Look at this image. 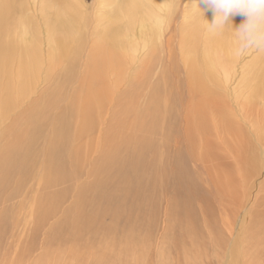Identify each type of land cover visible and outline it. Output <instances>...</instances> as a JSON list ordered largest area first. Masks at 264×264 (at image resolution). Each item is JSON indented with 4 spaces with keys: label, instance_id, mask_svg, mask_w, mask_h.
I'll list each match as a JSON object with an SVG mask.
<instances>
[{
    "label": "rangeland",
    "instance_id": "obj_1",
    "mask_svg": "<svg viewBox=\"0 0 264 264\" xmlns=\"http://www.w3.org/2000/svg\"><path fill=\"white\" fill-rule=\"evenodd\" d=\"M43 1H26L34 31L25 35L27 39L35 37L38 40L42 68L28 94L17 98L16 107L8 109L5 115L10 117L19 111L21 107L17 108V105L21 103V100H27L28 103L36 100L39 110L32 117L37 123L34 128L37 142L43 149L47 143L45 139H48L52 130H57L60 134L68 132L70 136H74V129L66 123L63 124L70 108L67 99L74 95L73 104L79 101L80 104L77 106L83 111L81 115H72L74 125L79 129L77 138L81 146L87 142L96 148V156L100 153L101 157H105L110 150L104 146L105 137L113 133L111 129L117 128L119 130L116 134L121 136L124 144L127 145L126 151H122L124 157L118 165L121 167V164L130 156H141L138 161L142 168L141 179L151 186L150 190L145 191L142 201L146 209L145 214L148 216L134 219L137 223L134 222L126 233L118 235V237L123 235L120 239L123 240L121 241L123 247H126L120 252L119 245L118 251L116 249L112 254L123 258L124 264H254V260L255 264H264V99H258L250 113H248L249 106L246 104L241 112L242 115L245 113L249 115L246 118L240 116L241 114L238 115L239 109L241 110L248 101V90L240 81L242 67L255 59L260 51L250 49L243 55L239 54L240 57L237 53L233 54L236 49L233 46L237 43L235 30L231 23L224 29L230 42L225 49L218 51V56L223 58L224 63L235 59L236 66L231 78L218 75L221 78V86L215 89L214 93L218 94L220 99L216 103L218 95L214 94L211 100L221 109L213 110L211 106L206 105L201 115L195 119L199 121L201 117L206 118L207 124L203 129H198L194 128V125L191 126V123L185 124L184 121L190 99L187 92L189 88H186L188 87L186 85L187 71L183 63L187 64V62L184 56H180L179 50L185 44L186 31L180 32L181 27L187 22L197 21L203 39L213 33L214 29L210 28L208 23H212L214 12L203 3V0H136L139 1L137 2L139 7L134 13L132 10L124 12L123 6L120 5L117 9L119 16H113V14L117 6L124 3L123 0H68V6L62 3L55 5L49 9L48 14L46 13L47 19L40 21L36 17L38 12L34 10V6L36 4L40 10ZM129 2L133 4L134 0H129L125 4ZM64 6L68 9V15H75L78 18L79 15L83 16L81 19L84 24H81L77 35L80 36V40L76 44L74 36H71L60 54L63 56L69 53L68 56L60 61L49 63L47 59L51 57L53 50L49 44L50 32L45 26L51 23L49 26L52 29L56 28L52 15L56 9L65 10ZM144 9L148 10L145 21L142 19L145 14L141 12ZM68 15L67 18H69ZM115 17L123 25L129 26L117 27L120 23L113 20ZM109 18H112V21L106 23L105 21ZM240 24L234 23L233 26ZM108 31L109 34H107ZM98 37L104 38V41L108 37L109 40L119 43L117 49L120 50L117 52L120 64L113 69L118 76V81L114 82L108 78L112 71L108 70L106 65L100 67L95 63L99 55L94 49L95 43H100ZM26 38L18 37L16 43L29 41ZM74 46H77L80 52L71 51ZM197 47L202 48L199 41ZM73 58H76L75 67L70 71L68 66ZM150 59L151 66L148 65ZM95 67L98 68L100 75L98 79L92 76V70ZM64 74L73 78L72 82L66 86L62 82ZM150 78L158 80L156 83L161 85L163 95H171L172 104L169 105L171 110L166 111L167 125L162 120L164 110L154 114L153 121L159 129L152 125L148 117L150 111L148 99L154 92V86L148 88L145 82ZM248 84L251 85V83ZM104 94L111 97V100L96 105L89 104L90 99ZM125 97L129 102L121 101ZM162 99L165 98L162 97ZM117 101L120 102L115 105ZM121 103L126 105V109L121 111L126 123L118 128L113 123V113L119 112L117 108ZM60 110L61 124L59 126L54 115ZM218 111H226L225 117L229 120L226 118L225 123L221 125L225 128L220 127L219 118H216L221 115ZM192 117L189 118V122L193 121ZM230 121L233 126L231 129L227 127ZM184 130L186 132H183ZM206 138H209L210 142L207 143ZM191 141L194 142L191 143ZM117 148L121 149V146ZM83 152V149L80 150V154ZM181 159L185 164L180 167V170L191 174L188 177L191 186H188L189 188H183L179 184L173 185L166 182L164 178V174L170 169L168 161ZM88 171L89 165H83L81 177L77 181L78 185H84L89 179ZM111 171L115 173L118 168L112 166ZM23 179L25 183L20 187L17 177H14L4 190L17 191L20 197L34 201L36 195L42 192L38 187L37 171L35 169L29 171ZM129 187L135 193L136 187L131 184ZM74 194V192L68 194L62 205L63 211L66 208H72ZM129 194L130 191L127 190V195ZM48 207L41 204L36 218L41 222L40 241L44 240L45 235H49L53 222L63 218V211L57 213L58 210L52 207L49 210L52 219L50 223L46 221L43 209ZM106 210L111 216L116 210V205H109ZM135 213L140 214L141 209H135ZM145 218H148L147 221ZM113 221V218L111 221L106 220L108 228L112 226ZM70 228L73 227L70 226ZM12 231L13 229L8 230L5 236L0 238V264H9V260H12V264H17L19 261L22 262L21 264H35L36 260L39 261L38 264H50L52 256L41 253L39 240L32 248L33 252H31L32 249H24L25 251L20 252L21 246L17 243V237L15 240L12 237ZM144 231L149 236L145 235ZM106 233L107 230L102 232L103 240L108 238L105 237ZM236 245L240 246L239 249L235 247ZM108 248L110 252L111 246L109 245ZM234 248H237L236 253ZM241 251L244 254H241ZM25 253L28 254L24 255ZM113 258L111 254H108V261L99 263L111 264ZM118 258L114 260L116 264H121Z\"/></svg>",
    "mask_w": 264,
    "mask_h": 264
},
{
    "label": "bare ground",
    "instance_id": "obj_2",
    "mask_svg": "<svg viewBox=\"0 0 264 264\" xmlns=\"http://www.w3.org/2000/svg\"><path fill=\"white\" fill-rule=\"evenodd\" d=\"M26 1L30 0H0V238L5 236L8 230L13 229L12 237H14V240L15 237H17V243L21 246L20 252L31 250L35 246L37 240H39L41 253L44 252L47 256H52L50 264H101L99 262H105L108 259V254L114 257L111 264H116L114 259L118 257L112 253H114L116 249L118 251L117 247L119 245L120 252L124 251V247H126H123L121 243L123 240L120 238H122L123 235L122 237H118V235L126 233L128 228L135 222L134 219H139L144 215L146 217L148 216L145 214L146 209L143 207L142 201L145 191L150 190L151 186L144 179H141L142 168L138 164L141 156H130L126 162L121 164V167L118 165V162L122 161L124 157L122 151H126L127 145L124 144L122 137L116 134L119 130L117 128L111 129L113 133L105 137L104 146L110 149L105 157H101L100 153L96 156V148L89 145L87 142H84L81 146L77 138L79 129L74 125L72 115H81L83 111L77 106V104H80L79 101H75V104H73L74 95L67 99L70 108L64 118L65 122L63 123H66V125L74 129V136H70L68 132L66 134H60L57 130H52L49 133L48 139H45L47 143L44 145L43 149L37 142L34 129L37 123L32 117L35 116L39 110L36 100L30 103H28L27 100H21V103L17 105V108L21 107L19 111L10 117L5 115L8 109L10 110L16 107L17 98L28 94L30 87L37 79L38 73L42 68L38 40L35 37L27 39L25 36L28 32L34 31L32 18L28 15ZM67 1L68 0H44L40 10L35 4L34 10L38 12L36 17H38L40 21L46 20V13L48 14L49 9L59 3L68 6ZM123 1L124 3L122 2L117 6L113 16H119L117 9L120 5L123 6L124 12L132 10L133 13L139 7L137 3L139 1L134 0L133 4L132 2L125 4V2L129 0ZM141 12L145 14L142 16L143 21H145L147 19L148 10L144 9ZM72 13L74 12L72 11ZM67 15L68 9H56L55 13L52 15L53 17L51 16L54 18L56 28L52 29L51 26H49L51 23L45 26L50 32L49 44L50 48L53 50L51 57L47 59L49 63L60 61L68 56L69 53L63 56H60V54L71 36H74V42L76 44L80 40V36L77 35L79 32L78 30L81 29V24H84L81 19L83 16L81 17L79 15L78 18L73 14L74 16L68 15L69 18H67ZM232 19V24L242 23L245 17L236 15L232 17ZM113 20L120 23V25L117 26L119 28L129 26L123 25L116 17L113 18ZM111 21L112 18H109L105 22L109 23ZM144 23L148 24L146 22ZM183 31H186L184 33L185 44L179 51L180 56H184L187 62V64L185 62L183 63L187 71L186 77L188 83H186V85L188 87L186 88H189L187 92H189L190 99L186 108V116L184 115V121L185 124L187 122V124L191 123V126L194 125V128L203 129L207 124V121L205 122L206 118L204 119L201 117L199 121L195 118L201 115L206 105L208 107L211 106L213 110H215V108L218 110L221 109V107L216 104L220 96L214 93V90L221 86V78H219L218 75L220 74V76L222 75L225 78H231L233 69L236 66V60L232 59L231 62L224 63L222 61L223 58L218 56V51L225 49L230 42L227 38L228 34L226 30H213V33L209 35V37L206 36L203 39L202 33L199 31V24L197 21H193L184 24L180 32ZM109 33L108 31L107 34ZM18 37H22L23 39L26 38L29 41L16 43ZM98 39L100 43H95L94 46L95 52L99 53L95 63L100 67L106 65L108 70L112 71L108 78L114 82L118 81V76L113 72V69L120 64V57L117 52V50H120L117 49L119 43L115 40H109L108 37L105 41L104 38L101 37H98ZM198 41L202 44V48L197 47ZM233 47H236V45ZM153 49L156 50L157 48ZM74 50H76L75 53L80 52L77 46H74L71 51ZM233 54H236V52ZM238 57H240L239 54ZM75 60L76 58H73L68 66L70 71L75 67ZM46 62L45 64L47 67ZM148 65L151 66V59ZM92 73L93 78L98 79L100 77L97 67L93 68ZM241 73L242 76L240 81L248 90V101L245 100L247 102L241 110L239 109L238 115L241 114L246 104L249 106L248 113H250L253 111V105L257 103V100L260 98L264 99V51H260L255 59L245 64L242 67ZM84 78L89 79L87 76H84ZM72 79L73 78H69L64 74L62 82L66 86L72 82ZM157 81L150 78L145 82V85L148 88L154 86V92L148 99L150 106L148 117L151 119L152 125L159 129V126L153 121L154 114L155 112L159 113L164 110L165 112L162 120L167 125L166 111L170 109L169 105H171L172 102L170 100V94H162L161 85L157 84ZM248 83H251V85ZM59 87L62 86L59 85ZM171 92L172 90L170 93ZM214 94L215 96L218 95V97H216V103L211 100V96H214ZM126 97L121 101L129 102L126 100ZM162 97L165 99H162ZM142 98L143 100L145 99L144 96H142ZM110 100L111 97L106 94L97 95L95 98L90 99L89 104L96 105ZM119 102L120 101L115 102V105H118ZM144 102L146 103V101ZM63 108L64 105L62 109ZM125 109V103H121L120 107L117 108L119 112L113 113V123L118 128H121L122 125L126 123L124 120L125 116L121 113V111ZM61 110L54 115V117H56V123L59 126L61 124L59 121ZM246 111L247 109L245 112ZM218 112L221 115H218L216 118H219L220 127L225 128L221 125L226 121V111ZM240 116L246 118L249 115L245 113ZM191 117L193 121L189 122V118L191 119ZM5 121H7V123ZM171 125L172 124H170V126ZM227 127H230L229 129L233 127L231 126V121L230 125ZM213 131H215V129H213ZM183 132H186V130ZM208 139L206 138V140ZM211 140L213 141L212 138ZM193 142L194 141H191V143ZM208 142L210 141L208 140L207 143ZM186 143L188 145L189 140ZM194 145L196 144L194 143ZM119 146H121V149L117 148ZM196 147H194V149H196ZM69 148H73L74 150H70ZM82 149L84 152L80 154V150ZM228 151L230 150L228 149ZM202 153L204 152L202 151ZM184 160H186V158ZM184 160L168 161V168L170 166V169L166 171L164 178L166 182H170L173 185L179 184L183 188H189L191 186L188 177L191 174L180 170V167L185 164ZM85 164L89 165V171L87 173L89 179L84 185H78L77 181L81 177L83 165ZM111 165L118 168V171L115 173L112 172ZM33 169L37 171L39 176L38 187L42 191L40 194L36 195L34 201H28L29 199L20 197L17 191L6 192L4 190L14 177H17L19 186H23L25 183L23 176ZM130 184L136 187L135 193L130 190ZM127 190L130 191L129 195H127ZM72 192L75 193L73 206L63 211L62 205L67 199L68 194ZM41 204L49 206L48 209H43L44 219L49 223L52 219L49 210L52 207L58 210L57 213L63 211V218L53 222L49 229V235H45L43 241H40L39 234L41 222L36 220L40 212ZM112 204L116 205V210L109 216L106 209ZM137 208L141 209L140 214L135 213V209ZM56 215L54 217H56ZM112 218L114 221L112 226L108 228L106 220L111 221ZM69 220L71 222H69ZM11 223H13V225H11ZM136 223L137 222H135V224ZM146 224L148 225V223ZM149 224L151 225V222ZM11 226L13 227L11 228ZM70 226L73 228H70ZM106 230L107 233L105 237L108 238H106L107 240H103L102 232ZM134 231L138 233V231ZM130 233H128V235H130ZM134 237L136 238L135 235ZM100 240L101 242H99ZM128 240L130 241V238H128ZM19 245L17 246L18 248ZM109 245L111 246L110 252L108 248ZM235 247L239 249L240 246L238 247L236 245ZM237 248H234V253H236ZM243 248L245 249V247ZM243 251H241V254H244ZM31 252H33V249ZM27 254L28 253H25L24 255ZM234 257L235 254L233 258ZM118 259L121 264L125 263L123 258ZM130 261L128 262L130 263ZM254 261L253 263L255 264L256 261ZM21 263L22 262L19 261L17 264ZM38 263L39 261L36 260L35 264ZM9 264H12V260H9Z\"/></svg>",
    "mask_w": 264,
    "mask_h": 264
},
{
    "label": "clouds",
    "instance_id": "obj_3",
    "mask_svg": "<svg viewBox=\"0 0 264 264\" xmlns=\"http://www.w3.org/2000/svg\"><path fill=\"white\" fill-rule=\"evenodd\" d=\"M214 12L210 28L223 31L231 23L235 32L237 54L243 55L250 49L264 51V0H203ZM242 15L244 21L233 26L232 17Z\"/></svg>",
    "mask_w": 264,
    "mask_h": 264
}]
</instances>
